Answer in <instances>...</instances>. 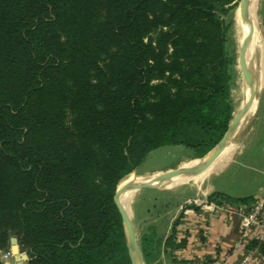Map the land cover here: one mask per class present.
Instances as JSON below:
<instances>
[{"label": "trees", "instance_id": "trees-1", "mask_svg": "<svg viewBox=\"0 0 264 264\" xmlns=\"http://www.w3.org/2000/svg\"><path fill=\"white\" fill-rule=\"evenodd\" d=\"M234 1L0 0V249L13 235L25 264H130L121 180L160 146L204 156L232 118Z\"/></svg>", "mask_w": 264, "mask_h": 264}, {"label": "crops", "instance_id": "crops-1", "mask_svg": "<svg viewBox=\"0 0 264 264\" xmlns=\"http://www.w3.org/2000/svg\"><path fill=\"white\" fill-rule=\"evenodd\" d=\"M236 151L230 155L228 162L226 161L220 170L197 184L194 192L195 199L181 198L175 210L167 214L166 227L162 230L161 239H156V232L153 235V240H158L159 263H208L215 260L216 256L226 254L225 264H240L244 257L250 253L247 264H264V258L257 251L248 249L246 246H238L240 216L237 207L239 205L223 202L216 204L214 210L202 208L196 203L192 205L198 207L197 210L188 207L191 205V201H205L207 196L212 193H220L234 198L252 197L253 199L264 195V160L254 164L250 155L238 160L234 157ZM190 159H183L176 168ZM171 169L175 168H167L164 171ZM232 189L237 191L231 192L233 195L230 194ZM180 214H182L180 221L175 226V239L176 242L184 239L185 244L174 250L171 255L164 242L171 233L173 222ZM159 218L160 216L157 215L147 222L154 227Z\"/></svg>", "mask_w": 264, "mask_h": 264}, {"label": "rangeland", "instance_id": "rangeland-1", "mask_svg": "<svg viewBox=\"0 0 264 264\" xmlns=\"http://www.w3.org/2000/svg\"><path fill=\"white\" fill-rule=\"evenodd\" d=\"M238 10H240L239 0H235L228 9L227 13L221 16L224 25L227 27V49L234 56V73L229 94V99L232 104V118L237 112L243 97V78L237 58V45L240 37V28L237 23ZM254 16L257 22V31L264 49V0H257V7L254 11ZM263 95L264 86L257 94L258 105L256 112L247 119L242 129L234 136V138H232L230 141L231 144H228L234 147L232 153L237 150L234 154L235 159L241 160L247 156L249 157L250 155L254 161V164H258L259 161L264 160V114L263 105L261 102ZM185 158L191 159L184 161L179 167H184L188 163H191L195 161L196 158L200 157H196L192 150L183 145H165L155 148L149 151L142 161L136 165L134 172L132 171L129 175L121 180L117 189L124 187L129 182L130 178L133 177V175L137 177H145L161 174L167 168H176L177 164ZM218 169L220 170V168ZM218 169L210 175L217 172ZM196 186V183L189 181L171 189L144 188L132 191L131 198L127 203L124 204V206L127 209L132 222L133 230L140 249L143 236L149 237L151 234L155 235L156 232V239H161L162 230H164L166 227V221L168 218L167 214L175 210L177 203L180 202L181 198L189 197L190 200L195 199L194 192L196 191ZM231 192L237 191L232 189L230 194H232ZM190 203L191 205L194 204L193 201ZM165 212L167 213L165 214ZM157 215H159L160 218L158 219V222L155 224V226L152 227V225L148 224L147 221L150 218L156 217ZM155 241L156 240H152L151 243L149 242L152 250L147 260L149 264H162V262L159 263L158 261V248L155 245ZM18 248L20 251H22L19 245ZM4 252V250L0 249L1 261H3L2 254ZM25 261L23 264H25ZM8 262L13 263V257L9 259ZM143 262L146 264L144 258Z\"/></svg>", "mask_w": 264, "mask_h": 264}, {"label": "water", "instance_id": "water-1", "mask_svg": "<svg viewBox=\"0 0 264 264\" xmlns=\"http://www.w3.org/2000/svg\"><path fill=\"white\" fill-rule=\"evenodd\" d=\"M239 8L242 12H246L248 9V0H239ZM246 43H247V35H245L237 45V58L238 63L241 69V74L243 78V87L247 90V97L246 95L242 97V101L240 106L235 113L232 120L229 122L228 127L222 138L218 141V143L208 151L204 156L198 159V163L194 165H190L188 167H177L175 169L163 171L160 176L157 177L156 181L159 185H152L150 183H127L124 187L117 189L114 195L115 204L119 210L122 226H123V233H124V240L126 244V249L128 253V258L130 264H144L142 254L140 248L138 246V242L133 230L132 222L130 220L129 214L127 209L125 208L124 204L120 201L119 197L123 191L126 189H161V184L169 181L170 179L178 176H184L192 172L200 171L205 169L208 165H210L214 159L219 155L222 151L234 128L238 122V120L246 114L250 103L254 99L255 96L259 93V84L256 78V73L251 65L247 62L246 56ZM134 172V171H133ZM9 242L11 245V251L13 253V263L8 261L3 262V264H23L25 260H27V254L24 251H20L17 244V239L15 236H10Z\"/></svg>", "mask_w": 264, "mask_h": 264}, {"label": "bare ground", "instance_id": "bare-ground-1", "mask_svg": "<svg viewBox=\"0 0 264 264\" xmlns=\"http://www.w3.org/2000/svg\"><path fill=\"white\" fill-rule=\"evenodd\" d=\"M256 7H257V0H248L247 11L245 13L242 12L241 10L237 11V23L240 28L239 29L240 37L238 42L245 35H247V43H246L247 62L251 65V67L254 69L256 73V78L259 84V91H260V89L264 86V49L262 47L260 36L257 31V22L254 16V11L256 10ZM243 95L244 96L246 95L247 97V90L244 87H243ZM257 105H258V96H255L252 102L250 103V106L246 114L243 115L238 120L234 128V131L230 136V139L228 140L222 151L219 153V155L214 159V161L210 165H208L203 170L192 172L184 176L174 177L169 181L162 183L161 187L166 189H171L183 183H187L189 181L198 184L205 181L210 176V174L216 171L218 168H221L226 163V161L228 162V158L230 157V155L234 150V147L228 144L230 143L232 138H234V136L242 129L247 119L256 112ZM196 163H198V159H196L191 163H188L184 167H188ZM160 175L161 174H155L152 176H145V177H137L133 175V177L130 178L128 183H135V184L150 183L152 185H159L156 179ZM133 190L134 189L128 188L122 192V194L119 197L122 204L128 202V200L132 196Z\"/></svg>", "mask_w": 264, "mask_h": 264}, {"label": "built area", "instance_id": "built-area-1", "mask_svg": "<svg viewBox=\"0 0 264 264\" xmlns=\"http://www.w3.org/2000/svg\"><path fill=\"white\" fill-rule=\"evenodd\" d=\"M200 205L202 208H207L214 210L216 208V203L208 202L207 200L199 202L193 201ZM264 195L256 198L253 202L246 205H239L237 207V212L240 216L239 220V234L240 239L238 246H246L250 241L264 242ZM256 251V250H255ZM13 257L11 249L5 251L2 254L3 262L9 261ZM250 258V253L244 257L240 264H247ZM227 259L226 254H220L216 256L215 260L208 263L200 264H225ZM14 262V261H13Z\"/></svg>", "mask_w": 264, "mask_h": 264}]
</instances>
